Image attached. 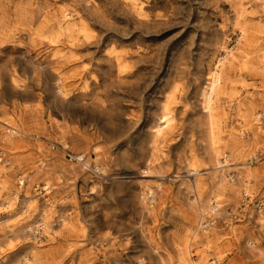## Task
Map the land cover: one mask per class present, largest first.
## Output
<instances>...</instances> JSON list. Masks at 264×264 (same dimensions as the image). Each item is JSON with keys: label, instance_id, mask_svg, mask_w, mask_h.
I'll return each instance as SVG.
<instances>
[{"label": "rangeland", "instance_id": "374dc122", "mask_svg": "<svg viewBox=\"0 0 264 264\" xmlns=\"http://www.w3.org/2000/svg\"><path fill=\"white\" fill-rule=\"evenodd\" d=\"M263 47L264 0H0V238L13 233L0 264H264ZM113 48L140 71L123 79L132 95L113 86ZM226 54L212 129L202 89ZM173 91L188 100L172 103V149L155 150L151 127ZM195 177L219 214L192 206L183 181ZM16 194L36 202L22 212ZM47 197L54 226L36 241L28 228Z\"/></svg>", "mask_w": 264, "mask_h": 264}, {"label": "bare ground", "instance_id": "6f19581e", "mask_svg": "<svg viewBox=\"0 0 264 264\" xmlns=\"http://www.w3.org/2000/svg\"><path fill=\"white\" fill-rule=\"evenodd\" d=\"M61 29L65 30V27L62 26ZM249 30L245 27H242L240 29V39L242 41H247L249 38ZM259 52L261 54H264V47L262 49L259 50ZM109 59L112 62H115L117 69H118V77H119V81L118 83L113 82V86L114 85H118L119 88H125V92L126 94H124L125 96L127 95H132L134 92L133 88L131 87H124V83H123V79L127 78V77H137L139 76V69L137 70H133L134 66H136L137 64L135 62H133V65L130 66V64H132L128 58L123 55L122 53L116 52L115 49L113 48L110 53L108 54ZM229 63V54H226L225 56H223L221 59H219L218 61V65L216 66V68L212 71V73L209 74V76L207 77V82L206 85L203 86L202 89V96H203V101H202V110L205 113V115L207 116V120H208V124L210 125V127H212L214 125V118L216 115V101L218 98V95H221V92L223 90V82H224V66L226 64ZM194 65V64H193ZM188 66V62L185 63H181L179 66H175L173 67V71L171 72V77H182V76H186L188 73V68H186ZM57 79V78H55ZM55 88L58 89V94L62 95H66V93L63 91L62 86H60L59 83L55 84ZM115 87V86H114ZM154 88V85H147L145 90L143 91V94H147L148 91L152 90ZM83 97H90V96H84ZM120 96H109V100L111 103L115 104L116 100H118L117 98ZM187 94L186 92H180L178 93L177 91H173L172 95H168L166 100L164 101V105L161 106V113L158 115V118L156 120V122L154 123V125L151 127V131H150V135H151V142L153 144V149L155 150H159L162 151V149L164 150L165 148L171 150L172 149V140L174 137V130H175V124H174V120L176 118V110L178 109L177 106H173L172 103H180L184 100H188L187 99ZM184 104V102H183ZM213 129V127H212ZM11 131V134H16L19 131ZM6 139V136H5ZM162 147V149H161ZM65 151H68L66 149H64ZM166 153V152H165ZM1 154V152H0ZM222 154V153H221ZM66 156L68 157V154L66 153ZM78 156V155H77ZM217 156L219 158L220 156V152H217ZM86 157V155H85ZM229 159V155L226 156V160ZM88 161V159H87ZM156 161V160H155ZM152 162V164L150 165V168H156V162ZM89 162H91L89 160ZM219 167H217V170L214 174V178L216 179L217 183L220 185V187H225L227 186V181L225 178V175L223 173V171L221 169H223L225 166L227 165H222L221 162L219 161ZM87 165L89 166V164L87 163ZM82 166V165H81ZM193 168L189 170V173H191V176L193 175H197L199 173L198 168L196 166H194L193 164L191 165ZM85 167H82V169H84ZM85 170V169H84ZM159 177H163L162 174L158 173ZM23 175H20L18 177L19 181L17 184V187L20 189L22 187H24V185L27 183L26 180L23 181ZM183 183L187 186V187H194L195 191H196V200L193 202V207L199 206L201 208H208L210 210V212L214 213V214H219V205H214L212 202L210 203L209 201L204 199L203 193H204V184L203 181L200 177H195L194 180L190 181L189 180H185L183 181ZM39 187H41V189H45V193H40L38 192L39 195H46L47 196V192L49 191V186L44 185V186H40L37 185ZM36 186V187H37ZM35 187V188H36ZM215 191V190H214ZM213 191V192H214ZM15 198H17L18 200L21 201L22 197L19 194H16L14 196ZM23 204L20 206V209L22 210V212H25L26 207L32 204H35L34 202H36L35 200H31V198L23 196ZM50 198L47 197V200L44 202L43 205V210H41L39 212V216H38V220L42 221L44 224V229L47 228H51L54 226V222L52 220V212L54 209H51V202H50ZM259 203H262L264 205V201L260 200ZM259 203L254 204L255 208L257 210L259 209ZM5 206L8 208L9 205L8 202L4 203ZM35 209L40 208V206L35 205ZM143 209H148V207H146L145 205H143ZM10 220V218H5L3 223H8V221ZM59 223L61 225H68V221L67 218L64 216L60 217V221ZM212 222L208 221L206 223H203L202 225V229L207 231L208 227H211ZM29 230H32V226H29L28 228ZM27 229V230H28ZM8 233L5 232L2 234V237L0 238V240H4L7 237L11 238V236L13 235V233H10V235H7ZM11 240V239H10ZM12 242V241H9ZM20 261V260H19ZM14 264H18V262H15ZM26 264H31L30 262H27Z\"/></svg>", "mask_w": 264, "mask_h": 264}, {"label": "built area", "instance_id": "2783aa9c", "mask_svg": "<svg viewBox=\"0 0 264 264\" xmlns=\"http://www.w3.org/2000/svg\"><path fill=\"white\" fill-rule=\"evenodd\" d=\"M12 131L14 132V130H12ZM8 135H11V131H10V133ZM4 138L5 137L0 136V145L5 143V139ZM67 159L69 161L79 163L80 165H82V167H85L84 169H86V170H90V167H91L90 166V163L87 161V159H86V157H85L84 154H82V155L79 154L78 156L77 155H74V154H68ZM87 163L89 164V166L87 165ZM24 180L25 179L23 178V181ZM35 191L40 192V193H45L46 192L44 188L41 189V187H39V186H37L35 188ZM259 209H260L259 210L260 212H264V205L262 203H259ZM44 231H45V229H44L43 222L40 221V220H37L36 223H34L32 225V230H30V236H31V238H33L36 241H41L42 238L44 237L43 236L44 235L43 234Z\"/></svg>", "mask_w": 264, "mask_h": 264}]
</instances>
